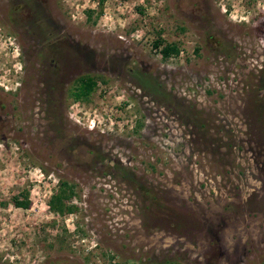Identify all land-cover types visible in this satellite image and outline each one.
<instances>
[{"label":"rangeland","instance_id":"obj_1","mask_svg":"<svg viewBox=\"0 0 264 264\" xmlns=\"http://www.w3.org/2000/svg\"><path fill=\"white\" fill-rule=\"evenodd\" d=\"M168 259L264 264V0H0V264Z\"/></svg>","mask_w":264,"mask_h":264},{"label":"trees","instance_id":"obj_2","mask_svg":"<svg viewBox=\"0 0 264 264\" xmlns=\"http://www.w3.org/2000/svg\"><path fill=\"white\" fill-rule=\"evenodd\" d=\"M92 11L86 10L87 18ZM160 45V41H154L153 46L157 47ZM159 52L162 58H167L172 55H177L178 47L175 44H164L159 48ZM75 85L72 87V92H70V97L73 100H84L88 97L90 91L93 90L96 77L90 75H82L76 78L74 81ZM72 195V188L65 181H61L58 190L52 193L47 200L48 209L52 212L63 214L70 212L72 207L70 204L66 203V200ZM144 195L149 198V202H154L157 204L156 198L150 193V191L145 190ZM12 203L15 207L25 209L28 207L29 201L27 200L26 194L20 193L19 196H14ZM171 219L172 222L178 223L179 216L173 215ZM171 218V217H170ZM149 264H161L158 262H151ZM162 264H177L173 259H168Z\"/></svg>","mask_w":264,"mask_h":264}]
</instances>
